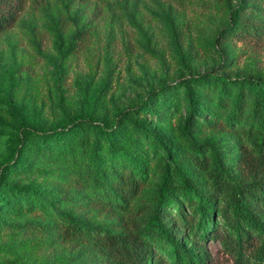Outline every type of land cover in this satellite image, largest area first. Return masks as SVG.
Listing matches in <instances>:
<instances>
[{
  "label": "rangeland",
  "instance_id": "1",
  "mask_svg": "<svg viewBox=\"0 0 264 264\" xmlns=\"http://www.w3.org/2000/svg\"><path fill=\"white\" fill-rule=\"evenodd\" d=\"M24 1L14 26L0 34V264H96L94 252L75 242L51 244L31 224L46 226L82 212L87 223L100 228L132 230L134 219L146 217V206L155 208L165 188L166 165L195 174L202 187L206 173L194 171L178 155L166 156L155 148L153 138L122 125L120 131L129 142L145 151L148 170L133 203L136 217L122 209L93 206L74 207V213L73 205L50 184L61 171L52 164L66 162L72 140L58 147L34 137L23 146L22 129L49 131L81 121L86 140L93 145L87 120L112 127L120 112L154 93L151 111L136 112L138 124L180 152L190 145H232L237 143L235 127L213 125L212 116H194L186 124L188 99L181 80L199 74L264 77V34L220 36L239 0H90L86 14H80L84 9L79 0ZM85 22L87 32L81 39L73 37ZM107 148L101 144L99 155L107 156ZM235 154L231 149L226 155ZM230 169L238 180L234 167ZM174 197L187 203L175 193ZM168 208L177 213L173 205ZM191 210L187 205V214ZM221 223L216 215L214 226ZM24 225L26 232L17 235V227ZM182 243L191 247V235L185 232ZM206 247L211 256L207 264H237L219 239L209 238ZM171 253L157 248L153 259L163 255V264H174Z\"/></svg>",
  "mask_w": 264,
  "mask_h": 264
},
{
  "label": "trees",
  "instance_id": "2",
  "mask_svg": "<svg viewBox=\"0 0 264 264\" xmlns=\"http://www.w3.org/2000/svg\"><path fill=\"white\" fill-rule=\"evenodd\" d=\"M79 2L84 9L80 14H86L90 0ZM24 5V0H0V34L14 26ZM88 25L85 22L72 36L81 39ZM263 34L264 0H239L220 36L229 39L236 35L241 39ZM181 85L188 99L186 124L194 116H212L213 125L235 127L233 136L237 143L218 148L190 145L180 152L134 119L137 111H151L149 101L154 93H149L137 106L120 112L112 127L87 120L96 141L93 145L86 140L81 121L49 131L24 127L20 140L25 146L27 140L40 137L48 145L54 143L58 147L72 140L66 162L52 164L61 170L60 176L50 178L63 201L73 205L72 210L80 206L122 209L128 211L130 218L136 217L133 203L141 195L148 170L145 151L129 142L130 137L120 131L122 125H132L144 137L153 138L155 148L166 156L178 155L194 171L206 173V185L202 187L195 174L176 166L169 170L166 165L162 171L165 188L155 208L146 206V217L134 219L132 230L118 233L115 228H100L87 223L80 212L76 217L63 216L46 226L33 223L34 232H41L51 244H79L81 249L96 254V264H163L165 256L153 259L157 248L171 249L174 264H207L211 258L206 247L209 238L219 239L237 264H264V77L230 79L225 75L199 74L182 79ZM100 143L107 144V156L99 155ZM231 149L236 154L229 158L226 154ZM45 156L49 158L50 152ZM174 193L188 204L177 202ZM172 205L176 214L168 208ZM187 205L192 209L190 215ZM73 212L77 213L76 209ZM216 215L222 223L214 226ZM27 227H17V235H23ZM185 232L193 239L191 247L182 243Z\"/></svg>",
  "mask_w": 264,
  "mask_h": 264
}]
</instances>
